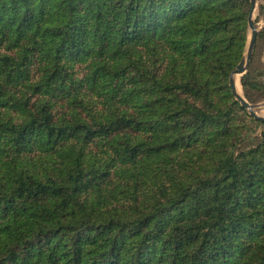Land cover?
<instances>
[{"label":"trees","instance_id":"trees-1","mask_svg":"<svg viewBox=\"0 0 264 264\" xmlns=\"http://www.w3.org/2000/svg\"><path fill=\"white\" fill-rule=\"evenodd\" d=\"M249 10L0 0V264H264ZM263 52L264 25L250 103Z\"/></svg>","mask_w":264,"mask_h":264},{"label":"water","instance_id":"water-1","mask_svg":"<svg viewBox=\"0 0 264 264\" xmlns=\"http://www.w3.org/2000/svg\"><path fill=\"white\" fill-rule=\"evenodd\" d=\"M249 1H250V10H249L248 16H247V25H248V29H249V37H248V41H247V46H246V50H245L244 54L242 55V57L240 58L239 62L236 64L234 69H232L229 73L228 85H229L230 91H231L232 95L234 96V98L240 103V105L242 107H244L247 110V112L251 116H253L256 119L264 120V116L258 115L256 113L257 107L264 106V100L256 102V103L248 102L245 99L242 91L241 92L237 91L236 85H235L236 76L238 75L240 77V75H242L246 71L247 65H248L249 60H250L251 55H252V51H253L254 44H255V38H256L257 31H258V28L255 25L254 17H253V11L255 9L257 0H249ZM239 83H240V80H239ZM240 88H241V86H240Z\"/></svg>","mask_w":264,"mask_h":264},{"label":"rangeland","instance_id":"rangeland-1","mask_svg":"<svg viewBox=\"0 0 264 264\" xmlns=\"http://www.w3.org/2000/svg\"><path fill=\"white\" fill-rule=\"evenodd\" d=\"M259 3H264V0H257L256 2V6L255 9L253 11V17L254 19L256 18L257 14H258V4ZM255 25L258 29H260V27L262 25H264V15H260L259 18L257 19V21L255 22ZM262 60L264 61V52L262 54ZM242 91V89L240 88V92ZM256 113L258 115L264 116V106H260L256 108Z\"/></svg>","mask_w":264,"mask_h":264},{"label":"bare ground","instance_id":"bare-ground-1","mask_svg":"<svg viewBox=\"0 0 264 264\" xmlns=\"http://www.w3.org/2000/svg\"><path fill=\"white\" fill-rule=\"evenodd\" d=\"M235 85L238 92H240V83H239V76L237 75L235 78Z\"/></svg>","mask_w":264,"mask_h":264}]
</instances>
